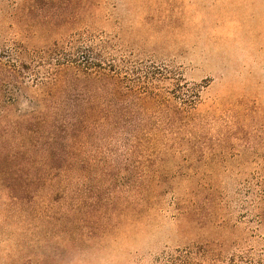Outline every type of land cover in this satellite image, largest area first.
<instances>
[{"label": "rangeland", "instance_id": "rangeland-1", "mask_svg": "<svg viewBox=\"0 0 264 264\" xmlns=\"http://www.w3.org/2000/svg\"><path fill=\"white\" fill-rule=\"evenodd\" d=\"M14 45L39 63L91 50L88 66L113 64L147 97L112 98L81 72L45 96L36 136L50 140L21 155L23 170L45 173L39 193L54 208L74 197L82 217L114 226L19 233L0 190V264H170L189 252L264 264V0H0V85ZM19 79L0 114L7 151L15 110L45 89ZM89 109L82 133L57 129ZM48 155L52 168H32Z\"/></svg>", "mask_w": 264, "mask_h": 264}, {"label": "trees", "instance_id": "trees-1", "mask_svg": "<svg viewBox=\"0 0 264 264\" xmlns=\"http://www.w3.org/2000/svg\"><path fill=\"white\" fill-rule=\"evenodd\" d=\"M68 43H70V40H68ZM61 50L57 51L62 54V52H60ZM77 53L78 50L76 51V54ZM9 54L11 57L5 61L7 65L6 68L10 74L9 82L7 81L5 84L2 83L0 85V114H3L5 110H11L12 104L16 102L19 93V85L21 83L19 78H22V81L25 83L27 74H30V76H33V82L36 87L40 86L45 88L42 90V102H32L31 99H29L30 109H28L27 112L15 110L16 114H14L15 117H13V119L17 126V129H15L17 137L10 141L11 151H7V143L4 140H0V154L4 150L6 151V155L3 156V159L0 157V190L2 196L9 201L6 205L13 206L12 211H9L7 208L5 211L11 216L18 217L16 218L17 227H15V231L23 234L44 231V234H53L57 236L69 235L68 233L74 231L80 233L84 232V230L90 232L92 236L94 232L104 233L113 227L114 224L110 226L108 222L109 219L107 218L106 221L99 219L89 221L85 217H82V206L77 201L73 200L74 197H71V203H62V205L57 208L48 204V199L39 193L41 187L37 185L39 179L45 177V173L38 172L39 170H36V172L23 170L27 167L24 168L19 160L21 159V155L27 153L28 148L36 147V144L39 142H36V140L43 138H39L36 135L41 127L47 123L51 112L44 105L46 100L45 96L49 97L60 91L59 89L55 90V87L61 84L62 79H67L69 76L68 72H73L75 76L81 72L85 74L87 79L100 81V83L106 84L107 93H109L112 98L117 99L120 96H133L143 101L144 98L147 97V93L138 91L134 85H132L134 78H128L126 74H122L118 71L117 67L113 64L103 66L100 63L94 66L89 64L88 66V58L91 55V50H88L87 55L83 56L79 62L65 60L61 63L57 62V58L55 63H52L51 59H44L39 63L34 59L36 58L35 49H27L20 45L12 46ZM33 62L36 65L31 66ZM81 70H83V72ZM91 113H94V110L89 109L83 115L73 116L68 123L65 121L66 124L65 122H60L57 129L65 132L67 131L66 127H68L74 131V126H77L76 133H82L91 124ZM87 114H89V117H87ZM43 139L46 141L50 140L49 137H44ZM34 142H36V144H33ZM48 156L49 157H42V159H34L32 168L36 169L37 167L43 166L52 168L54 155ZM30 160L31 158L28 156L27 162ZM38 162H40V164H38ZM51 199L54 200L53 198ZM140 201L143 203L144 199L140 198ZM26 202H29V204L27 207H24ZM6 216H8V214H5L4 218H6ZM262 219L261 215H259L260 222H263ZM205 258H197L189 252V254L184 255L178 263L170 262V264H213L214 261L211 257L208 259L207 257ZM240 260L241 259H239V261ZM235 261V259H230L229 264H237ZM244 263L249 264L250 262L244 260Z\"/></svg>", "mask_w": 264, "mask_h": 264}]
</instances>
